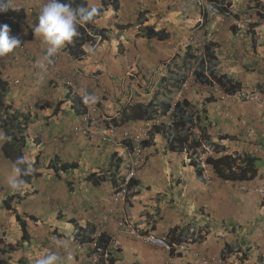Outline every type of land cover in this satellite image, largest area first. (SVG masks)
Listing matches in <instances>:
<instances>
[{"label":"crops","instance_id":"crops-1","mask_svg":"<svg viewBox=\"0 0 264 264\" xmlns=\"http://www.w3.org/2000/svg\"><path fill=\"white\" fill-rule=\"evenodd\" d=\"M83 1L100 12L92 22L78 24L77 31L96 38L78 48V35L47 57L49 45L33 35L47 0H7L8 9L23 12V17L9 32L20 45L0 57V78L9 84L3 103L31 118L23 158L32 176L21 191L10 189L7 177L13 163L3 157L6 139L0 140V264H36L53 252L64 258L71 254V264H91L90 248H76L81 242L76 240L78 229L82 234L99 229L109 240L122 219L158 237L196 243L175 257L119 235L112 264H264V199L258 192L264 190L262 102L236 93L222 103L219 92L205 85H195L184 97L203 130L195 139L206 149L210 145L225 154L253 157V179L224 183L210 167L207 178L186 151L170 150L164 134L156 131L145 147L146 161L131 194L115 204L113 191L128 171V150L98 137L70 135L81 115L64 84L68 80L80 96L96 98L92 103L102 111L104 128L125 106L150 102L160 66L183 54L181 46L191 38L195 46L212 25L217 28L213 73L236 82L240 91L255 90L264 102V0H215L225 15L239 21L235 27L223 18L213 22L192 0H118L117 12L109 0ZM147 27L168 33V40L144 37ZM144 121L120 126L134 129ZM0 131L4 133L1 125ZM50 161L76 167L56 173L47 168ZM17 217L25 223V238Z\"/></svg>","mask_w":264,"mask_h":264},{"label":"trees","instance_id":"trees-1","mask_svg":"<svg viewBox=\"0 0 264 264\" xmlns=\"http://www.w3.org/2000/svg\"><path fill=\"white\" fill-rule=\"evenodd\" d=\"M65 3L72 4L73 7L85 6L87 7V2L83 0H63ZM109 5L117 12L119 7L118 0H109ZM218 5V4H217ZM219 7V5H218ZM220 15H225L219 7ZM100 12V11H99ZM23 17V12H12L10 9L0 14V25H9L10 30H15L18 27L19 20ZM262 17V16H261ZM235 27V25H234ZM80 28V26H79ZM201 28V27H200ZM78 41L74 44L78 48L82 47L85 41H93L94 36H89L87 33L83 35V31L79 32ZM104 36H102L103 38ZM144 37L148 39L155 38L158 41L168 40V33L162 31H155L153 28H148L145 31ZM203 38V36H202ZM201 38V39H202ZM200 41L197 45H200ZM101 41V38H100ZM215 43L207 45L205 47L206 61H199V56L197 52V47L194 48V44L188 46L183 54H176L171 59L167 66V69L158 76L159 82L152 95V99L146 105L142 104H129L125 106L120 112L117 118L112 120L113 126H120L123 123H128L131 121H153L170 116V123L161 122V124L153 127L151 136L154 132L159 131L164 134V137L168 143L170 150L181 151L184 150L188 153L191 159V164L196 168L199 174H203V167L201 166V160L210 167L212 173L219 179L224 181H248L253 179L255 176V159L251 156H243L238 154H228L219 147H203V143L200 140H196L195 137L203 136V130L200 129V124L198 123V113L195 111H189L186 109L185 98L180 99L175 103V107L172 109V102L175 100L176 92L181 88V86L188 80L192 79L196 85H205L208 87H213L214 85L219 86L225 92L230 95L236 94L240 91V85L231 80L225 79V77L216 76L213 72V63L211 62L214 57L212 54V49L215 47ZM81 49L78 54H81ZM67 87V86H66ZM71 92L75 102V110L78 115H82L85 111L83 102L76 96L71 89L67 87ZM9 90V84L0 78V125L5 133L6 139L3 143L1 152L6 160H9L14 164V161L23 157V151L26 146L28 122L30 117L26 114L19 113L15 111L13 107L8 106L3 103V99L7 91ZM172 110V111H171ZM74 128V127H73ZM72 128V129H73ZM150 136V139H151ZM195 136V137H194ZM145 141L143 144L149 143ZM208 140V139H205ZM128 150V149H127ZM209 150V151H208ZM208 152H213L216 155L206 156ZM220 154V155H219ZM204 157L201 158V157ZM26 167V165L22 166ZM75 164H60L58 161H50L47 165L48 169L54 170L56 173L59 171H67L75 168ZM32 173L28 176H24V180H29ZM135 185V178L129 182L128 188L131 194V189ZM7 203V202H6ZM6 207L9 206L6 204ZM9 210H12L9 208ZM21 224L23 231V238L26 236L25 223L17 217ZM82 229H78L76 235V240L81 241L80 243L88 244L92 241L91 236L94 233V229L91 227L89 233L82 234ZM171 242L176 240L181 241L180 238L175 236ZM178 241V242H179ZM108 239L102 234L99 239V245L105 247ZM223 262L225 259V254L220 257ZM109 264L113 263V258L108 260Z\"/></svg>","mask_w":264,"mask_h":264},{"label":"built area","instance_id":"built-area-1","mask_svg":"<svg viewBox=\"0 0 264 264\" xmlns=\"http://www.w3.org/2000/svg\"><path fill=\"white\" fill-rule=\"evenodd\" d=\"M193 4L197 9L200 10L202 15L207 16L213 22L217 19L223 18L224 20L232 21L233 25H239V21L230 19L228 15H220L219 7L215 0H193ZM216 32V26L212 27V25L208 29L205 28L203 30V38L201 39L200 45L198 46L197 44H195L194 46V48L197 47L198 49L197 54L199 56V61H206L205 47L216 42ZM190 40L191 41H187L181 47L183 49H186L188 46L193 45L194 43L192 42V38ZM58 53H60V50H58L56 54ZM169 62L170 59L166 60L163 65L160 66V72H163L167 69ZM159 75L161 74H158V76ZM64 84L69 89H71V91L75 95L80 96V93L70 81L66 80ZM195 85V82L190 78L181 86V88L175 94V100L172 102V109L175 107V103L184 98L186 93ZM214 86L212 88L216 89V91L219 92L220 101L222 103H227L228 99H230L232 95L223 90H220L218 86H215L216 88ZM236 96L240 97L241 99L246 98V100L258 103L262 102L264 104V102L260 98L259 93H257L255 90H242L238 92ZM81 100L85 103L86 110L82 115L79 124L70 131V135L72 137H87L89 139L98 137L101 142L126 147V149H128V172L124 177L121 186L116 189L113 194V203H123L129 196V182L135 178L138 170L141 169L145 164V146L143 143L150 139L151 132L154 126L161 124V122L167 124L170 123V116L167 115L153 121H144L142 125L134 129H130L129 127L125 126H113L112 124H109L108 126L102 128L101 125L105 119L99 106L94 103L85 102L84 96H82ZM208 153L210 154L211 152ZM201 166L204 169L203 173H205L208 178L207 167L205 166L203 161L201 163ZM208 180L209 182H211L210 179ZM223 182L226 183L227 181ZM258 192L260 197L264 199V190H259ZM102 234L103 233L99 229H95L94 233L91 236V242H89L88 244L77 243L76 248L78 251H82L85 245L90 248L91 264H108V260L112 258L113 254H115L119 249V245L117 242V237L119 235L130 237L133 240L146 245L161 248L168 254L175 257L184 255V253L187 252L190 246L194 245L193 241H191L190 243H187L185 241L171 242L166 237H158L152 233L142 232L125 219L117 221L116 233L109 238L105 247H101L99 245V239ZM198 256L199 255H196V257ZM211 260L215 261L216 259L212 258ZM218 261L220 260H217V262Z\"/></svg>","mask_w":264,"mask_h":264},{"label":"clouds","instance_id":"clouds-1","mask_svg":"<svg viewBox=\"0 0 264 264\" xmlns=\"http://www.w3.org/2000/svg\"><path fill=\"white\" fill-rule=\"evenodd\" d=\"M8 8L9 6L7 0H0V14L7 11ZM98 15H99V9L95 6L85 7L81 5V6L73 7L72 4L65 3L63 2V0H47V2L40 9L38 15V23L33 26V35L42 37L47 42V44L49 45V48L47 49V57H52L54 54L57 53L58 50L65 47V45L72 43L74 37H77L79 35L77 31L78 24L92 22L94 18L97 17ZM199 26L200 27L203 26V22H201V19L199 21ZM9 32H10L9 25L7 24L0 25V57H4L7 54L11 53L21 43L19 38L15 36H10ZM94 38L96 37L94 36ZM78 98L81 100L82 96H78ZM95 99L96 98L92 96H88V95L84 96L85 102L92 103L95 102ZM83 104L85 107L84 102ZM2 139H10V137H5V134L2 131H0V140ZM202 161L203 160H201V163ZM24 165H25V160L23 157H19L14 161L12 170L7 177V183L12 191H21L23 188L27 186L26 181L22 179V177L31 174V165H28L27 167H22ZM122 181L116 189H118L121 186ZM115 190L113 191V194ZM127 199L125 200V202L127 201ZM180 242H184V241H180ZM193 242L196 243V241L194 240ZM65 259L69 262V264H71L73 257L71 256V254H69L66 258H64L58 255L57 253L53 252V253H49L44 257L37 259L36 264H63V261ZM219 260L221 261V258Z\"/></svg>","mask_w":264,"mask_h":264}]
</instances>
